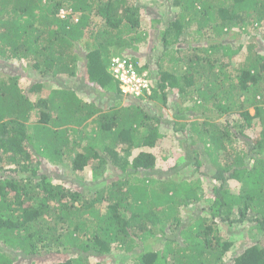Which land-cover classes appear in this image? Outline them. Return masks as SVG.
Masks as SVG:
<instances>
[{
    "label": "trees",
    "instance_id": "trees-1",
    "mask_svg": "<svg viewBox=\"0 0 264 264\" xmlns=\"http://www.w3.org/2000/svg\"><path fill=\"white\" fill-rule=\"evenodd\" d=\"M141 1L0 0V264H264V0ZM145 24L162 26L148 102L173 123L109 71ZM235 28L260 32L237 63Z\"/></svg>",
    "mask_w": 264,
    "mask_h": 264
},
{
    "label": "rangeland",
    "instance_id": "rangeland-1",
    "mask_svg": "<svg viewBox=\"0 0 264 264\" xmlns=\"http://www.w3.org/2000/svg\"><path fill=\"white\" fill-rule=\"evenodd\" d=\"M141 3H143L144 5H152L154 7H157L159 6V2L157 0H142ZM165 6H159V9H163L165 10ZM100 24L103 25V22L102 20L99 21ZM142 31L143 32H147L148 36H147V41L143 42V43H140L138 44V47L139 49H132V48H128L125 50V53H119L118 57H125L127 55L129 56H136L138 58V62L142 63V64H149V68L147 70H150L152 72H155V69H156V61L158 60L157 57L160 55V52H161V49H160V46H161V40L160 39V33H161V30H162V26L161 25H157V26H149L148 24H145L142 26ZM255 37H260V32L256 31V30H253V31H249L248 33H240L238 28H235L233 31L230 32V34H228L226 36V40L232 44V46L234 47H238L239 45H245L246 47L243 48V50H241L233 59V62L237 63V62H241L245 57H246V48H247V45L249 44L250 41H252V39H256ZM182 39H187V38H182ZM188 40V39H187ZM189 44H195V38L193 37H190V40H188L187 43H185L183 45V48L184 47H188ZM186 52H190L189 50L186 49ZM184 54H186L184 52ZM115 57V56H113ZM134 58V57H133ZM0 71L1 72H11L12 71V67L8 64H1L0 65ZM83 80V77H79L78 78V82H82ZM74 82V81H73ZM73 82L67 84V87H70V86H73ZM25 84H28V80L25 79ZM97 91V90H96ZM48 92V89H45V93ZM88 94H92V96H85V98H91L93 100L97 99V102H98V106H101L102 104H106V101L107 99L106 98H102L101 95L98 96L99 93H96L94 91H89L87 92ZM82 95H84L85 93H80ZM130 97L132 99L131 102H136V103H142V96H138V98L136 99L135 97H132V96H126V97H123L121 98L122 100L124 99L126 101V103L128 102L127 101V98ZM134 99V100H133ZM173 99L175 102H181L180 100V97L178 95H174L173 96ZM123 100V102H124ZM143 103H145V105L147 106L146 108H148L151 113H162V114H165V118H166V121L168 120V122H174V121H179L176 117H175V110L173 108H167L166 106L163 105V103L161 102H156V104L154 105H151L150 102H148V100H145ZM169 104H171V102H169ZM174 104H172V107ZM186 108V107H184ZM251 113L254 114V109L251 108L250 109ZM191 114V116H187L186 118H182L181 121H185V122H190L192 121L194 118L192 117V114L191 112H188ZM200 120H202V118H200ZM121 147V146H120ZM207 159V158H206ZM190 163V161H189ZM173 164V163H172ZM192 163H190L187 167L188 169L192 166L191 165ZM60 170H64V173H65V168H60ZM186 169V171L188 170ZM184 171V172H186ZM101 172H103V169H101ZM83 176L85 177L84 178V182H79V184L81 186H86L87 184H93L97 179H95V173H94V168L93 166H90L86 169V171L84 172ZM192 175H191V171L190 169L188 170V172L186 173V177L187 178H190ZM194 178V177H193ZM67 179V178H66ZM209 183L208 180L205 179V185H209L207 184ZM206 186V188H207ZM200 210L199 207H197V205L195 206H191L187 209H184L183 210V215L186 217L188 215H190L191 213L192 214H196L198 213V211ZM188 214V215H187ZM245 226L244 224L242 225H236L235 227L232 226L231 228L227 229L226 232H228L231 236H232V239L237 241V245L234 246V251L236 250H240L243 248V246L245 245V242H243V236L242 233L246 232V230L244 229ZM226 228V227H225ZM225 228H223V231L225 230ZM247 233V232H246ZM243 240V241H242ZM4 252V251H3ZM234 253V252H232ZM229 254L227 255L225 258L226 262L228 264H233V260H230L231 258V255L233 254ZM49 260H55L57 261L56 259H65L67 258V255H52V256H49L48 257ZM50 260V261H51ZM111 261L112 258H107V261ZM23 262H29V260H25L23 259L22 260Z\"/></svg>",
    "mask_w": 264,
    "mask_h": 264
},
{
    "label": "built area",
    "instance_id": "built-area-1",
    "mask_svg": "<svg viewBox=\"0 0 264 264\" xmlns=\"http://www.w3.org/2000/svg\"><path fill=\"white\" fill-rule=\"evenodd\" d=\"M59 14L61 18H65L69 11L61 9ZM110 71L120 81L123 93L142 97H148L152 94L147 73L141 72L139 65L130 57H113Z\"/></svg>",
    "mask_w": 264,
    "mask_h": 264
},
{
    "label": "clouds",
    "instance_id": "clouds-1",
    "mask_svg": "<svg viewBox=\"0 0 264 264\" xmlns=\"http://www.w3.org/2000/svg\"><path fill=\"white\" fill-rule=\"evenodd\" d=\"M62 9H66V10H68L69 11V14H68V16L67 17H69L70 15H72V16H74L75 18H74V21L76 22V21H78V15L77 14H75V13H73L72 12V10L71 9H67V8H62ZM61 10V9H60ZM59 13H60V11H59ZM58 13V16L60 17V14ZM67 17H65V18H67ZM65 18H63V19H65ZM115 57H118V56H115ZM113 58V57H112ZM112 60V59H111ZM133 61H135V60H133ZM138 65H139V68H140V71L141 72H146L147 73V75H148V77H149V80H150V84H151V88H152V80H151V76H150V71L149 70H147V69H144V67H143V64L142 63H140V62H138V61H135ZM110 65H111V62H110ZM109 71H110V67H109ZM111 72V71H110ZM120 89H121V86H120ZM121 91H122V89H121ZM122 94L126 97V96H132V97H135L136 99L138 98V96H135V95H132V94H126V93H123V91H122ZM152 94H153V91H152ZM128 98H130V97H128ZM143 98V100H142V104H145V103H143L145 100H149L150 98H151V95L150 96H148V97H142ZM130 101V100H129ZM140 103V102H139Z\"/></svg>",
    "mask_w": 264,
    "mask_h": 264
},
{
    "label": "crops",
    "instance_id": "crops-1",
    "mask_svg": "<svg viewBox=\"0 0 264 264\" xmlns=\"http://www.w3.org/2000/svg\"><path fill=\"white\" fill-rule=\"evenodd\" d=\"M78 80V79H77ZM76 80V81H77ZM73 82V86H71V88L72 89H74V90H78L79 89V87L82 85V83H83V81L82 82ZM93 89H90V90H86L87 92H89V91H92ZM85 91V92H86ZM84 92V93H85ZM97 92L95 91V94H96ZM81 97H82V99H85L87 102H91V101H93V99H91V98H85V96L87 95V96H92V94H88V93H85L84 95H82V94H79ZM98 96H99V94H98ZM101 97L102 98H106L107 100H108V98L106 97V96H104V95H101ZM124 100V99H123ZM123 100H122V103H126V101L124 100V102H123ZM94 101H96L97 102V99H95ZM127 101H129V100H127Z\"/></svg>",
    "mask_w": 264,
    "mask_h": 264
}]
</instances>
